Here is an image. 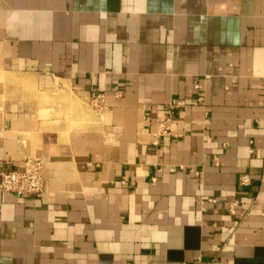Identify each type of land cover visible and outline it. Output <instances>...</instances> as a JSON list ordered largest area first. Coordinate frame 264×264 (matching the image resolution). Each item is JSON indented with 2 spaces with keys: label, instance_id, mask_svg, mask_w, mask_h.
<instances>
[{
  "label": "crops",
  "instance_id": "obj_1",
  "mask_svg": "<svg viewBox=\"0 0 264 264\" xmlns=\"http://www.w3.org/2000/svg\"><path fill=\"white\" fill-rule=\"evenodd\" d=\"M27 157L0 264H264V0H0V167Z\"/></svg>",
  "mask_w": 264,
  "mask_h": 264
},
{
  "label": "built area",
  "instance_id": "obj_2",
  "mask_svg": "<svg viewBox=\"0 0 264 264\" xmlns=\"http://www.w3.org/2000/svg\"><path fill=\"white\" fill-rule=\"evenodd\" d=\"M197 87V85H196ZM94 100L98 105L103 104L104 96L102 94H96ZM182 105V102H176L168 105L166 113L157 118V131L155 138L160 136L171 134L172 125V112L175 108ZM153 141V144H157V140ZM195 175L197 171L190 169ZM250 182L249 175L242 173L238 177V184L240 186H248ZM44 189V178H43V161L39 157H27L24 160L22 168H4L0 167V190L10 191L17 195L32 194L40 195ZM238 204L237 199H233L228 204V210L231 213L235 212L236 205ZM179 264H201L198 262H180Z\"/></svg>",
  "mask_w": 264,
  "mask_h": 264
}]
</instances>
